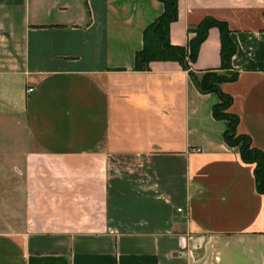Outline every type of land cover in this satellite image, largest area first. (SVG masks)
<instances>
[{
	"label": "crops",
	"instance_id": "obj_1",
	"mask_svg": "<svg viewBox=\"0 0 264 264\" xmlns=\"http://www.w3.org/2000/svg\"><path fill=\"white\" fill-rule=\"evenodd\" d=\"M162 12L158 0H0V103L32 144L0 264H264V194L223 140L218 95L175 61L134 70ZM205 17L236 47L237 79L220 87L236 133L264 153V0H178L170 44ZM189 66L219 69L216 28Z\"/></svg>",
	"mask_w": 264,
	"mask_h": 264
},
{
	"label": "trees",
	"instance_id": "obj_2",
	"mask_svg": "<svg viewBox=\"0 0 264 264\" xmlns=\"http://www.w3.org/2000/svg\"><path fill=\"white\" fill-rule=\"evenodd\" d=\"M158 1L163 6V12L143 31L142 48L134 57V70L147 71L152 62L175 61L188 71L191 81L200 93L217 94L219 103L212 108V116L216 120L228 122L223 140L227 146L239 148L244 163L254 165L253 175L257 193L264 194V153L252 146L248 136L236 133L239 118L228 112L232 99L220 88L223 83L237 79V73L231 69V58L236 47L230 38L227 24L212 17H205L197 26L188 29L193 36L185 46H173L169 42V28L177 20L178 0ZM211 28L219 31L220 67L217 70L196 74L190 69L189 63L192 64L197 59L199 48Z\"/></svg>",
	"mask_w": 264,
	"mask_h": 264
},
{
	"label": "rangeland",
	"instance_id": "obj_3",
	"mask_svg": "<svg viewBox=\"0 0 264 264\" xmlns=\"http://www.w3.org/2000/svg\"><path fill=\"white\" fill-rule=\"evenodd\" d=\"M31 149L22 119L0 103V232L23 222L24 165Z\"/></svg>",
	"mask_w": 264,
	"mask_h": 264
},
{
	"label": "built area",
	"instance_id": "obj_4",
	"mask_svg": "<svg viewBox=\"0 0 264 264\" xmlns=\"http://www.w3.org/2000/svg\"><path fill=\"white\" fill-rule=\"evenodd\" d=\"M32 90L33 89L31 87L27 88V93L30 94L32 92ZM177 211L178 212H181V209H178Z\"/></svg>",
	"mask_w": 264,
	"mask_h": 264
}]
</instances>
